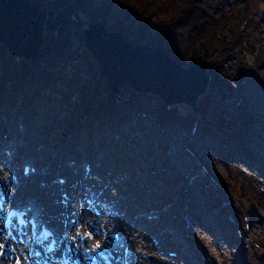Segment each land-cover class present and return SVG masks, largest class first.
<instances>
[{"label": "rangeland", "instance_id": "374dc122", "mask_svg": "<svg viewBox=\"0 0 264 264\" xmlns=\"http://www.w3.org/2000/svg\"><path fill=\"white\" fill-rule=\"evenodd\" d=\"M211 1L228 21L227 34L229 37H234L231 31L232 26L241 20L243 14V12L241 13V0ZM250 3L246 11L248 22L245 30L255 31L253 27H255V23H258L259 27L255 34L264 38V19H261L264 14L256 15L257 3L254 4V1H250ZM95 6L98 7L96 4ZM259 7L264 10V0L259 3ZM40 10L45 12L41 8ZM69 14H74V19L78 20L76 23L79 28H87L93 23L89 17V14L93 15V13L87 7L69 11L68 16H70ZM94 14L99 15L97 12ZM251 19L255 23L250 24ZM161 20L160 18L154 19L153 25L157 26ZM99 21L106 28L112 30L110 28L111 20L109 22ZM179 40L181 41H177V46H182L186 42L183 38ZM79 46L80 40L73 35L74 53L83 51ZM76 58L74 57L73 60ZM65 66L68 70L71 68V63L68 62ZM184 66L189 67L188 65ZM230 70L233 75V91L227 97L226 111L230 117L236 119L239 109L244 107L251 109L257 118V132L260 131V134L256 133V137L251 141L250 151L252 154L250 157L254 163L264 162V95L256 85L253 72L239 75L233 67H230ZM240 98L241 101H239ZM10 115V122L7 119L3 120L5 122L1 127L2 133L0 132V140H6L0 145V190L7 194L8 203H23L29 200L35 203L43 218L62 235V244L54 255L56 258L68 255L71 260L77 254H81L84 248H91L96 240L100 241L101 247L114 250L116 258L120 257L121 247L116 245L110 236V232L115 227L113 218L111 214L105 213L95 204L96 195L100 191L103 198L115 201L116 205L120 207L122 214L120 216V231L132 240L139 253L146 252L152 257L151 261H148L140 256L141 261L136 264H234L232 257L235 253L240 254V258L246 256L243 254V248H247L249 264H264V258H261L264 249L256 242L257 239L264 238V200L260 208L253 212L257 218L253 220V226H250L247 232H242L235 223H228L227 219L231 215L229 212L231 210L223 211L221 214L212 207L211 202V197L228 198L238 206L239 213L242 214L243 221L246 223L249 213L248 206L244 202L232 198L227 189L229 187L231 191L238 192L239 179L232 180L237 171H242L264 194V176L254 166L247 163L233 160L235 161L233 163L236 164L231 162L226 164L221 157V148L212 142L210 137L199 133L194 128H179L177 130L171 129L167 125L166 129H161L160 126L155 125L151 130L153 137L143 135L146 139L143 141L138 139L140 138L138 133L136 134L131 128H124L119 137L113 138L106 144L105 148L109 152L99 158L95 152L96 149H89L90 147L86 143L70 144L69 139L72 138L74 131L68 130L67 127L62 130L58 129V135L52 137L58 139L44 143L43 138H47L46 135L49 136V130L54 126V120H56L55 117L44 116L40 120H35L33 117L30 119L29 126H25L23 113L16 111ZM17 125L18 128H16ZM64 130H68L66 136L63 135ZM21 135H24L25 138H22ZM62 138L65 139L62 140ZM157 149L158 152L153 161H146L142 159L145 156L139 154V151L143 155L154 154ZM126 152L131 155L127 160L136 158V166H132L131 173L133 174L135 167L136 178L144 179L138 185H124L122 176L117 172V170L125 171L117 162L124 161L126 166L129 165L128 161L126 162ZM114 155L116 156L114 157ZM63 158H66V163L78 161L79 168L73 170L75 167L71 169L65 166ZM206 159L212 160L208 176H205V169L202 166ZM27 160H33L37 165H40V172L27 178L20 177L14 180L12 174L17 175V172H20L21 164ZM85 162H90L91 171L89 173L83 170ZM166 165L171 166L172 169L173 180L169 184L170 191L178 187L182 191L178 196H171L172 206L167 205V200L160 202L166 187H164L157 169ZM203 172L205 175H202ZM175 173L181 174L184 180L180 181ZM64 174L68 178L59 184L58 179H64L65 177H62L65 176ZM218 177L225 181L221 182ZM207 178L209 180L208 187L205 185ZM109 179L110 182H106ZM114 182H116V186L113 185ZM137 186H139L140 193L133 190ZM93 187L98 188L99 191ZM116 187L119 188L118 191L122 196L115 194ZM65 192L66 198H64ZM210 192L213 193V196H208ZM88 199L92 201L88 203ZM148 204L151 209L147 211L162 213L161 221L144 222L140 219V213L144 212V206ZM172 211L176 212L179 220L182 222L184 220V224H174L173 218L170 216ZM187 219L189 220L187 221ZM69 222L72 225L73 234L71 236L67 235ZM208 223H213V227L211 225L208 227ZM0 228L1 246L4 229L1 225ZM77 229L80 232L79 236H76ZM165 232H169L173 236L170 237L168 233L165 238ZM87 233H91V236H88ZM185 233L197 239L198 252H194L193 248L188 247L189 245L186 243L188 241L184 237ZM73 236H76L75 241L72 240ZM18 239L17 236L15 241ZM168 243L176 246V251L181 252L180 259L169 260L166 257L165 251ZM2 250L3 248L0 247V252ZM27 250L26 245L21 246L19 252L14 255H0V259L3 256L8 257L4 264H16V260L19 259L22 264ZM57 263L61 264L59 260ZM113 264H120V259L118 262L114 261Z\"/></svg>", "mask_w": 264, "mask_h": 264}, {"label": "trees", "instance_id": "16d2710c", "mask_svg": "<svg viewBox=\"0 0 264 264\" xmlns=\"http://www.w3.org/2000/svg\"><path fill=\"white\" fill-rule=\"evenodd\" d=\"M250 1L257 3L256 15L264 14L259 7L263 0H241L243 14L232 26L234 37H229L226 32L228 21L211 0H31L48 15L40 50L42 55L36 59L12 58L0 43V109L7 114L21 112L28 122L33 117L35 120L55 117L56 123L50 128L49 136L43 138L45 143L56 139L52 137L57 135L58 129L67 127L68 130L75 129L69 139L71 144L86 143L96 148L98 155H102L103 146L126 127L141 135L147 134L146 128L151 129L154 123L162 128L165 125L194 128L210 137L224 152L256 167L264 176V162L254 163L249 156L252 154L251 141L256 133L260 134L256 116L249 107H244L239 112V119L230 125L234 117L228 115L225 106L233 91L230 67L239 75L245 71L254 72L258 89V82L264 87V38L255 34L259 24L252 19L250 24L255 23V31L245 30ZM82 7L93 13L89 14L92 22L111 20L110 28L134 46L163 48L169 57L182 65L204 64L211 79L207 92L198 101L200 113L192 112L187 106L167 107L157 96L132 91L126 85L130 95L118 101L84 45L83 29L68 16L69 11ZM158 18L162 19L160 24L153 25V20ZM65 19L67 21L56 37L55 29ZM73 35L80 40L81 53L73 52ZM181 38L186 42L177 46ZM74 57L77 58L73 60ZM68 62L71 68L66 70ZM201 114H206L208 119H203ZM59 126L61 128H57ZM68 130L63 131L64 136ZM162 171L166 173L160 177L168 188L164 192L168 198L172 169L167 166ZM175 174L184 180L181 174ZM238 179V192L229 187L227 191L232 198L248 206L250 219L251 213L263 204L264 195L242 171H237L232 181ZM206 180L208 187L209 180ZM174 192L180 193L181 189ZM208 195L213 196V193ZM229 217L230 223L244 225L241 213L232 212ZM257 241L264 246V238Z\"/></svg>", "mask_w": 264, "mask_h": 264}, {"label": "water", "instance_id": "95a60500", "mask_svg": "<svg viewBox=\"0 0 264 264\" xmlns=\"http://www.w3.org/2000/svg\"><path fill=\"white\" fill-rule=\"evenodd\" d=\"M47 17L31 0H0V43L12 58L36 59L42 55ZM66 21L55 29L56 37ZM82 38L100 67V76L106 78L108 89L118 101L130 95L123 87L126 84L133 91L157 96L167 107L183 105L200 113L198 100L210 82L204 64L185 67L170 58L163 48L134 46L99 20L84 29ZM201 116L206 118L205 114ZM213 205L218 210L238 211L236 205L221 197Z\"/></svg>", "mask_w": 264, "mask_h": 264}, {"label": "bare ground", "instance_id": "6f19581e", "mask_svg": "<svg viewBox=\"0 0 264 264\" xmlns=\"http://www.w3.org/2000/svg\"><path fill=\"white\" fill-rule=\"evenodd\" d=\"M6 140H4V139H1L0 140V145L3 143V142H5ZM63 162H64V164H65V166L67 165V163H66V158H63ZM75 165V167H77V168H79V166H77V165H79V163H78V161H75L74 162V164L72 165V166H74ZM72 166H69V167H72ZM28 204H30V203H32L31 201H28L27 202ZM73 234V232H72V225H71V223L69 222V224H68V226H67V235L68 236H71ZM59 237V236H58ZM60 239V238H59ZM61 240V239H60ZM68 241H70V239H68ZM75 247H76V244H75ZM70 249H72V248H70ZM73 250V249H72ZM6 257H2L1 258V260H0V264H4V262H6ZM72 259H74V258H72ZM17 261V260H16Z\"/></svg>", "mask_w": 264, "mask_h": 264}, {"label": "snow or ice", "instance_id": "6c2138e0", "mask_svg": "<svg viewBox=\"0 0 264 264\" xmlns=\"http://www.w3.org/2000/svg\"><path fill=\"white\" fill-rule=\"evenodd\" d=\"M80 235V232H79V229H77V233H76V236H79ZM88 236H91V233H87ZM76 236H73L72 237V240L75 241L76 240ZM101 246V243L99 240H96L92 245H91V251H95L96 249H98L99 247ZM2 247V246H0ZM25 260H27V257H24ZM16 264H21V261L19 259H17V262Z\"/></svg>", "mask_w": 264, "mask_h": 264}]
</instances>
